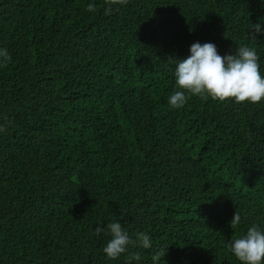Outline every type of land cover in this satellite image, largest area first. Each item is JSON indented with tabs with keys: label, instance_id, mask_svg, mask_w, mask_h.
<instances>
[{
	"label": "trees",
	"instance_id": "16d2710c",
	"mask_svg": "<svg viewBox=\"0 0 264 264\" xmlns=\"http://www.w3.org/2000/svg\"><path fill=\"white\" fill-rule=\"evenodd\" d=\"M256 23L264 0H0V264H240L229 241L264 228V100L167 99L196 41L247 45L264 74ZM117 220L133 243L111 260Z\"/></svg>",
	"mask_w": 264,
	"mask_h": 264
},
{
	"label": "clouds",
	"instance_id": "9594fccd",
	"mask_svg": "<svg viewBox=\"0 0 264 264\" xmlns=\"http://www.w3.org/2000/svg\"><path fill=\"white\" fill-rule=\"evenodd\" d=\"M111 3H126V0H111ZM87 10L95 11V4L89 3ZM111 6L105 9L110 12ZM249 28L255 33H264L261 23L251 24ZM255 49L241 44L235 51L221 55L213 42H193L189 46V55L186 58H175L173 76L176 90L168 97L170 108L180 109L185 106L191 95L211 97L224 101L233 99L237 103H258L264 100V74ZM11 56L6 48H0V64H6ZM241 216L235 212L232 225L240 223ZM110 239L106 241L103 252L111 260L118 259L128 251L133 243L129 232L120 221L107 224ZM136 242L144 249L152 247L149 234L137 233ZM229 250L240 264H264V228L253 224L247 230L229 241ZM159 255V254H157ZM140 256L133 254L128 257V264Z\"/></svg>",
	"mask_w": 264,
	"mask_h": 264
}]
</instances>
